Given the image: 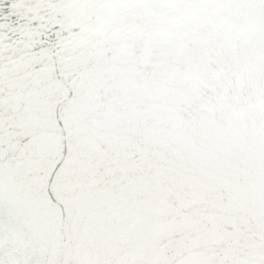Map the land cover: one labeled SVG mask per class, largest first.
<instances>
[{"label": "snow or ice", "instance_id": "obj_1", "mask_svg": "<svg viewBox=\"0 0 264 264\" xmlns=\"http://www.w3.org/2000/svg\"><path fill=\"white\" fill-rule=\"evenodd\" d=\"M0 264H264V0H0Z\"/></svg>", "mask_w": 264, "mask_h": 264}]
</instances>
